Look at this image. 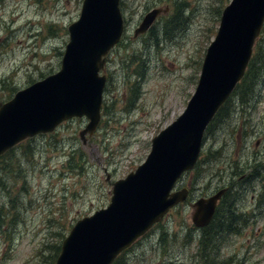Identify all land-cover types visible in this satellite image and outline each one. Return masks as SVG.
Segmentation results:
<instances>
[{
	"label": "rangeland",
	"instance_id": "374dc122",
	"mask_svg": "<svg viewBox=\"0 0 264 264\" xmlns=\"http://www.w3.org/2000/svg\"><path fill=\"white\" fill-rule=\"evenodd\" d=\"M230 1L122 0L126 28L101 71L107 83L96 131L83 142L80 132L89 119L74 117L4 154L0 207L7 222L0 227V264H55L77 220L110 203L108 177L113 182L135 171L152 139L185 110ZM82 3L0 0V103L61 68L68 28ZM162 6L169 12L134 37L144 15ZM253 57L259 77L244 90L254 84L256 91L241 102L242 88H236L206 132L198 167L179 180L177 188H191L190 199L140 237L122 263L264 264V26ZM244 174L249 183L238 181ZM228 183L234 184L231 219L238 231L207 239L192 220L191 204ZM221 213L227 223L226 209Z\"/></svg>",
	"mask_w": 264,
	"mask_h": 264
},
{
	"label": "water",
	"instance_id": "95a60500",
	"mask_svg": "<svg viewBox=\"0 0 264 264\" xmlns=\"http://www.w3.org/2000/svg\"><path fill=\"white\" fill-rule=\"evenodd\" d=\"M121 0H83L69 25L61 68L0 103V156L22 140L52 132L63 121L87 117L80 136L86 142L101 120L110 51L121 41L125 19ZM168 6L148 11L134 31L146 33ZM264 26V0H231L222 11L215 38L206 50L196 90L186 109L152 139L147 159L114 181L110 203L80 218L62 242L55 264H112L117 256L163 220L189 196L174 190L197 164L205 131L245 74ZM108 181L111 182L108 177ZM227 188L192 203V220L207 226Z\"/></svg>",
	"mask_w": 264,
	"mask_h": 264
},
{
	"label": "trees",
	"instance_id": "16d2710c",
	"mask_svg": "<svg viewBox=\"0 0 264 264\" xmlns=\"http://www.w3.org/2000/svg\"><path fill=\"white\" fill-rule=\"evenodd\" d=\"M257 64H258V59L256 57H253L252 60L249 63V66L247 68V71L243 77V79L241 80V82L238 84V88H242L241 89V102H245L244 99H246V96H249V94L254 93L255 90V85H251V87H248V90H244V86L248 83V81L251 79H255L258 78V72H259V68H257ZM44 76V75H43ZM228 102V101H227ZM227 102L224 103L221 108L219 109L214 121L212 122V124L209 126L208 131L211 129L212 125L214 124V122L222 115V113L226 110L227 107ZM247 104V103H246ZM242 105H244V103H242ZM245 106V105H244ZM243 106V107H244ZM7 156L6 155H2L0 157V162L2 167H0L1 169H6V165H4V162L6 161ZM4 165V166H3ZM230 183L226 184V186H230ZM0 185H4V176H2V173L0 172ZM231 193V188H229L227 190V192L225 193V195L223 196V198L221 199L219 206H218V210L215 214V217L213 218V220L211 221L210 225H208V227L205 228V230L207 231L206 233L208 234L206 236V238L210 239V240H215L216 238H218V236L224 231L226 233H234L238 231L237 227L233 226V222L232 219L233 217H235L236 212H234V197L232 198L230 196ZM222 209H226V213L227 216H229V218H227V223H225L226 219L222 218L224 217L226 214L225 213H221ZM1 215H4L3 213V206L0 207V227L3 226L4 223H6V219L2 218ZM232 223V226H231ZM208 243V241H207ZM61 245H59L58 250H60ZM132 247L128 248L127 250H125L123 253H121L117 259L114 261L113 264H124L122 263V257L124 255H126L125 253L129 252L130 249Z\"/></svg>",
	"mask_w": 264,
	"mask_h": 264
},
{
	"label": "flooded vegetation",
	"instance_id": "af4514ba",
	"mask_svg": "<svg viewBox=\"0 0 264 264\" xmlns=\"http://www.w3.org/2000/svg\"><path fill=\"white\" fill-rule=\"evenodd\" d=\"M247 180L246 181V183H249L250 182V177L249 176H247L246 174H244V175H242L241 177H239V179H238V181H244V180ZM233 186H234V184H233ZM232 187V186H231Z\"/></svg>",
	"mask_w": 264,
	"mask_h": 264
}]
</instances>
